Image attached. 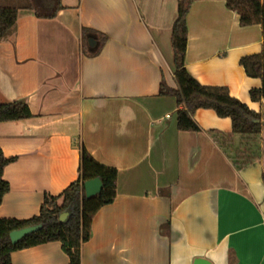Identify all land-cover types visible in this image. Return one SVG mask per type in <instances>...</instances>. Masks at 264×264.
Returning <instances> with one entry per match:
<instances>
[{"label": "crops", "instance_id": "0c3cea01", "mask_svg": "<svg viewBox=\"0 0 264 264\" xmlns=\"http://www.w3.org/2000/svg\"><path fill=\"white\" fill-rule=\"evenodd\" d=\"M10 5L23 0H2ZM45 6L51 0H39ZM226 0H195L187 13L185 66L205 85L226 86L252 101L240 58L261 52V26H241ZM52 18L19 8L0 41V102L25 99L32 117L0 123V148L10 189L1 218L39 214L79 176L82 145L117 169L116 196L93 216L81 264H264V163L241 168L213 134L232 143L229 117L198 108L200 131H180L176 99L159 95L162 79L176 87L172 24L178 0H60ZM105 35L89 52L83 29ZM92 33V32H91ZM264 136V129L259 135ZM12 264H69L61 243L11 253Z\"/></svg>", "mask_w": 264, "mask_h": 264}, {"label": "trees", "instance_id": "16d2710c", "mask_svg": "<svg viewBox=\"0 0 264 264\" xmlns=\"http://www.w3.org/2000/svg\"><path fill=\"white\" fill-rule=\"evenodd\" d=\"M195 0H178L177 16L172 24L171 45L173 48L174 79L176 87H170L162 79L159 95H169L176 99V125L180 131H200L201 128L193 118L198 108L213 109L220 117H229L232 122V133L241 136L239 146L232 149L233 165L237 168L247 166L261 159L264 154V140L258 144L259 135L264 129L262 113L250 109L247 104L232 96L226 86L205 85L195 79L185 66L187 45V13ZM51 6H45L39 0H25L13 5L0 4V41L14 29L19 8H28L40 18H52L63 6L60 0H51ZM227 8L239 16V24L248 26L259 24L262 30L263 43L261 52L244 55L240 64L250 77L261 79V86L251 88L249 95L252 101L264 99V0H226ZM83 36L92 32L100 37L101 44L105 35L91 29H83ZM95 51L94 53H96ZM25 99L0 102V123L32 117ZM213 139L226 151L231 148L232 139L224 133L213 134ZM250 142L247 150L238 154L242 142ZM15 156L7 157L0 148V204L3 195L9 191L10 185L3 178L6 165L13 162ZM99 177L102 181L101 191L86 197L83 182ZM117 169L102 164L82 145L80 150L79 176L59 194L46 193L40 206L39 214L28 219L0 217V264H12L11 253L30 246L57 241L61 243L69 264H81V244L91 237L92 219L104 205L113 202L116 196ZM67 211L64 221L59 215ZM41 224L42 228L22 237L13 243L10 232L23 227Z\"/></svg>", "mask_w": 264, "mask_h": 264}, {"label": "water", "instance_id": "95a60500", "mask_svg": "<svg viewBox=\"0 0 264 264\" xmlns=\"http://www.w3.org/2000/svg\"><path fill=\"white\" fill-rule=\"evenodd\" d=\"M86 41H87L89 52L93 53L97 51V49L99 48L100 42L97 39V35L95 33H91V32L87 33ZM101 189H102V181L99 177L87 179L83 182V190H84V194L86 197H90V196L98 194L101 191ZM67 215H68V212L63 211L59 215V220L64 221ZM41 228H42L41 224L31 225V226H27V227H23V228L11 231L9 236H10L11 241L15 243L18 240H20L22 237L32 232L38 231ZM193 264H211V263L205 258L198 257L194 259Z\"/></svg>", "mask_w": 264, "mask_h": 264}, {"label": "rangeland", "instance_id": "374dc122", "mask_svg": "<svg viewBox=\"0 0 264 264\" xmlns=\"http://www.w3.org/2000/svg\"><path fill=\"white\" fill-rule=\"evenodd\" d=\"M15 1H16V0H15ZM17 1H18V0H17ZM23 1H25V0H23ZM2 2H3V1L0 0V4H1V5H10V3L7 4V3H2ZM261 140H262V141L264 140V136L258 140V144H260V143L262 142ZM230 146H232L231 149H234V148H236V147L239 146V142H236L235 144L232 143ZM249 146H250V142H245V141L242 142L241 146L239 147V151H237L238 154L241 155V153H243V151L247 150V149L249 148ZM231 151H233V150H231ZM260 160H262L263 163H264V154L262 155V158H261Z\"/></svg>", "mask_w": 264, "mask_h": 264}]
</instances>
